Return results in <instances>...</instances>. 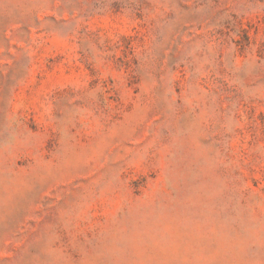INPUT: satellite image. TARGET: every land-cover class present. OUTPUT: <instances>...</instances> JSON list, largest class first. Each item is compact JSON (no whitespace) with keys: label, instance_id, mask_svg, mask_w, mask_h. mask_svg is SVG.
Returning a JSON list of instances; mask_svg holds the SVG:
<instances>
[{"label":"rangeland","instance_id":"1","mask_svg":"<svg viewBox=\"0 0 264 264\" xmlns=\"http://www.w3.org/2000/svg\"><path fill=\"white\" fill-rule=\"evenodd\" d=\"M0 264H264V0H0Z\"/></svg>","mask_w":264,"mask_h":264}]
</instances>
